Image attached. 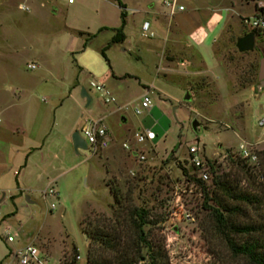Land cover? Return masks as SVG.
<instances>
[{"label": "rangeland", "instance_id": "1", "mask_svg": "<svg viewBox=\"0 0 264 264\" xmlns=\"http://www.w3.org/2000/svg\"><path fill=\"white\" fill-rule=\"evenodd\" d=\"M110 2L85 0L71 11L62 1L0 0V264H10L8 254L30 244L49 263L148 264L128 224L132 208L146 211L147 243L167 264H248L217 231L210 209L223 197L210 193L223 175L258 196L259 205L239 206L231 220L254 226L250 237L264 251V157L257 156L264 153V128L257 125L264 117V86L257 78L262 35H254L251 52L239 54L236 37L251 31L237 17L213 45L219 28L196 46L185 36L190 24L178 29L162 19L149 24L148 38L139 16L128 13L125 30L133 41L105 51L108 69L100 50L119 24ZM252 10L250 3L242 9L249 22ZM101 26L106 28L98 31ZM90 82L114 102L104 104ZM145 91L153 106L135 115ZM97 119L108 132L107 149L74 152L72 133ZM141 129L154 134L151 144H136ZM239 143L256 154L255 167L238 156ZM191 146L207 162L205 182L189 164ZM109 187L118 191L120 204L113 203ZM47 188L56 199L42 197ZM111 226L117 231L108 244L88 237L94 228ZM5 227L12 243L5 242Z\"/></svg>", "mask_w": 264, "mask_h": 264}, {"label": "trees", "instance_id": "2", "mask_svg": "<svg viewBox=\"0 0 264 264\" xmlns=\"http://www.w3.org/2000/svg\"><path fill=\"white\" fill-rule=\"evenodd\" d=\"M114 1L120 9V23L118 28L113 30V36L110 38L107 44L100 50V57L103 59L108 69H110V67L105 57V51L112 44H118L124 40L122 30L124 27L125 13L123 12V6L119 3V0ZM251 32L254 35L261 34L264 40V31L261 33L257 31ZM259 155H263L264 157L263 152L257 153V156ZM237 165H239V163H237ZM196 182L199 183L198 181ZM212 185L213 191L210 194L215 197L216 192H218L220 193V195H222L223 198L214 199L216 208H211L210 211L216 223L217 231L224 239L230 252L235 256L242 257L248 262V264H264V251L262 250V247L259 244V240L256 238L252 239L250 237V235L256 234V228L250 225L241 226L231 220V217H233L234 214L240 212L239 206L259 205L258 196L255 193L251 194L238 190L230 183L229 180L225 179L223 175L219 176L216 180H213ZM108 192L112 197L113 203L116 205L120 204L121 197L118 194V191L115 188L109 187ZM202 192L205 194L206 197L208 193L205 192V188L203 187ZM127 216L128 224L135 235V239L137 240L138 244L141 245V247H144L146 249L148 264H167L165 258L162 257L159 253L153 252V249L151 248L150 244L147 243L146 233L143 231V227L148 224V220L146 218V211L142 208H132L130 211H128ZM115 231L117 230L115 229V227L112 226L105 228L103 227L101 230H97L94 228L90 231L88 237L93 242L98 241L100 239L103 241L105 240L108 244L109 238H112L114 236ZM229 234H235L241 237H245V240L234 241ZM72 251H74V248L72 249ZM74 263V259H72L69 264ZM91 263L94 262L91 261Z\"/></svg>", "mask_w": 264, "mask_h": 264}, {"label": "built area", "instance_id": "3", "mask_svg": "<svg viewBox=\"0 0 264 264\" xmlns=\"http://www.w3.org/2000/svg\"><path fill=\"white\" fill-rule=\"evenodd\" d=\"M54 1H62L65 6L71 5L74 0H54ZM161 5L166 9L167 16H172L176 12H180L183 10L182 6L177 5V0H162ZM23 9V7H19ZM242 22L244 24L249 25L250 31H257L259 33L264 31V4L258 3L255 7V15L252 18L251 22L248 19H243ZM140 30L142 34L148 38L153 37V33L149 31V24L147 22H143L140 26ZM26 68L28 70L34 69L33 65H27ZM89 87L93 89L99 96L102 98L104 104L113 103L114 100L104 89L103 86L90 82ZM152 103L150 98L148 97V92L145 91L138 99V104L134 108V114L139 115L142 111H150L152 108ZM258 127L264 128V117L261 118L258 123ZM79 136L84 140L87 149L90 151L91 155L97 154V152L107 149L109 143V136L106 128L103 126L100 119L89 121L85 125H83L78 131ZM264 137V133L262 134ZM154 134L150 131V129H141L135 134V142L136 144H151L154 140ZM121 148L127 149L125 144H121ZM237 154L241 159H244L249 166L252 168L256 166V155L254 153L251 154L247 150V145L245 143H239L237 146ZM198 152V148L196 146H191L187 149V155L190 166L197 172V177L201 182H205L208 177L207 173V162L202 160L201 158L196 156ZM45 196L52 197L54 199L57 198V192L51 188H47L42 192V197ZM54 205H50L49 209L52 210ZM2 221V220H1ZM0 221V222H1ZM5 236L6 243H12L13 238L9 235V228L5 227L2 231ZM11 258V264H56L49 263L48 259L39 252V250L33 245H26L25 247L11 251L8 254Z\"/></svg>", "mask_w": 264, "mask_h": 264}, {"label": "crops", "instance_id": "4", "mask_svg": "<svg viewBox=\"0 0 264 264\" xmlns=\"http://www.w3.org/2000/svg\"><path fill=\"white\" fill-rule=\"evenodd\" d=\"M84 1L85 0H74L71 5H64V7L66 10L71 9L72 11L75 9V5L77 3L81 6ZM161 1L162 0H119V3L123 6V12L125 13L124 27L122 30L124 40L120 44L124 43L128 38L131 42L133 41V37L128 36L125 30V24L127 22L126 17L128 13L130 15H138L140 24L143 22H147L148 24H158L162 19L172 21L173 24H177L178 29L183 27L182 24H190L188 31H185V36L194 45L200 46L208 39L209 34H211L216 28H219V31L217 38L213 41L212 45L222 35L224 30H232L233 28L230 22L234 17H237L239 20L248 19L247 16L249 14H244L242 9L247 7L249 3L253 8L251 16H254L255 7L258 3H260H254L255 0H177V5L182 6L183 10L176 12L169 17L167 16L166 9L162 7ZM108 4L115 5L118 9V13L120 12V9L114 0H111ZM40 6H43L41 1ZM52 10L56 11V8L52 6ZM118 26H114L110 29L109 40L113 36V30L118 28ZM105 28L106 27L101 26L98 31L104 30ZM238 36L241 37L243 35L240 34ZM175 43H177L176 40L173 41V44ZM258 72L259 67L257 69V77ZM22 168V170H25V163Z\"/></svg>", "mask_w": 264, "mask_h": 264}, {"label": "water", "instance_id": "5", "mask_svg": "<svg viewBox=\"0 0 264 264\" xmlns=\"http://www.w3.org/2000/svg\"><path fill=\"white\" fill-rule=\"evenodd\" d=\"M253 44H254V34L252 32H249L235 40L234 48L239 54L249 53L253 50ZM258 81L260 82V86H264V62L260 61L259 63V72H258ZM79 97L83 100H85V106H87L90 102L89 97L85 93V91L81 88L79 91ZM189 96L187 93H185L183 97V101H188ZM121 122L124 123V119H121ZM198 124L197 122H192V130L195 131ZM70 141L72 144V148L74 152H77L78 150L85 151L87 150L86 144L84 140L79 136L78 131H75L72 133L70 137ZM3 197V194H2Z\"/></svg>", "mask_w": 264, "mask_h": 264}]
</instances>
